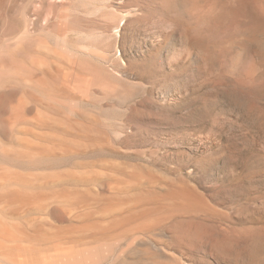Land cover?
<instances>
[{"label":"rangeland","instance_id":"1","mask_svg":"<svg viewBox=\"0 0 264 264\" xmlns=\"http://www.w3.org/2000/svg\"><path fill=\"white\" fill-rule=\"evenodd\" d=\"M0 264H264V0H0Z\"/></svg>","mask_w":264,"mask_h":264},{"label":"bare ground","instance_id":"2","mask_svg":"<svg viewBox=\"0 0 264 264\" xmlns=\"http://www.w3.org/2000/svg\"><path fill=\"white\" fill-rule=\"evenodd\" d=\"M196 1V0H195ZM218 7V6H217ZM219 11V10H218ZM39 193V192H38ZM20 194V193H19ZM1 226H3V225H1ZM5 226V225H4Z\"/></svg>","mask_w":264,"mask_h":264}]
</instances>
